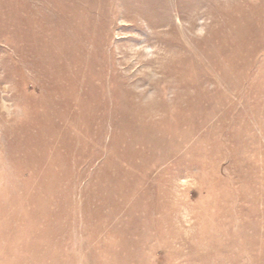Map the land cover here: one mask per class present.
<instances>
[{"label":"rangeland","instance_id":"obj_1","mask_svg":"<svg viewBox=\"0 0 264 264\" xmlns=\"http://www.w3.org/2000/svg\"><path fill=\"white\" fill-rule=\"evenodd\" d=\"M0 264H264V0H0Z\"/></svg>","mask_w":264,"mask_h":264}]
</instances>
